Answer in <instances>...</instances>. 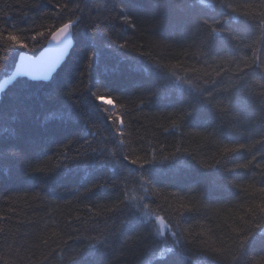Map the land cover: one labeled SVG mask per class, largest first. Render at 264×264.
<instances>
[{"label": "trees", "instance_id": "obj_1", "mask_svg": "<svg viewBox=\"0 0 264 264\" xmlns=\"http://www.w3.org/2000/svg\"><path fill=\"white\" fill-rule=\"evenodd\" d=\"M65 23L0 94V264H264V0H0V83Z\"/></svg>", "mask_w": 264, "mask_h": 264}, {"label": "water", "instance_id": "obj_2", "mask_svg": "<svg viewBox=\"0 0 264 264\" xmlns=\"http://www.w3.org/2000/svg\"><path fill=\"white\" fill-rule=\"evenodd\" d=\"M72 48L69 34L59 44L48 38L43 49L34 57L21 54L9 76L0 83V94L5 92L17 80L25 79L30 82H48L67 58ZM7 81V83H5ZM161 225V221L157 220Z\"/></svg>", "mask_w": 264, "mask_h": 264}, {"label": "snow or ice", "instance_id": "obj_3", "mask_svg": "<svg viewBox=\"0 0 264 264\" xmlns=\"http://www.w3.org/2000/svg\"><path fill=\"white\" fill-rule=\"evenodd\" d=\"M70 27H72L71 23H65L63 24L62 27H60L58 30L54 31L51 33V40L56 42L57 44L60 43V41L66 37L69 34V29ZM37 35L43 37L44 33H38ZM8 39L16 44H20L21 47L23 48H27L28 45L27 44H21L20 41L18 40V38L16 36H9ZM32 39H36V37H32ZM3 59V58H0ZM12 77L9 76V79H11ZM5 83H7V81H5ZM7 134V133H5ZM226 151H234V149H226ZM132 163H136V161H132ZM260 212L264 213V205H262L260 207ZM261 228V231H264V225H260L259 226ZM254 234V233H253ZM253 234L251 236L245 235L244 239L245 242L247 243L249 241V238L253 236ZM260 242H264V238H261ZM243 247V245H242Z\"/></svg>", "mask_w": 264, "mask_h": 264}, {"label": "rangeland", "instance_id": "obj_4", "mask_svg": "<svg viewBox=\"0 0 264 264\" xmlns=\"http://www.w3.org/2000/svg\"><path fill=\"white\" fill-rule=\"evenodd\" d=\"M101 103L108 105V103L101 101ZM162 227V226H161ZM162 231V228L160 229Z\"/></svg>", "mask_w": 264, "mask_h": 264}, {"label": "bare ground", "instance_id": "obj_5", "mask_svg": "<svg viewBox=\"0 0 264 264\" xmlns=\"http://www.w3.org/2000/svg\"><path fill=\"white\" fill-rule=\"evenodd\" d=\"M71 36V35H70ZM47 42V41H46Z\"/></svg>", "mask_w": 264, "mask_h": 264}]
</instances>
